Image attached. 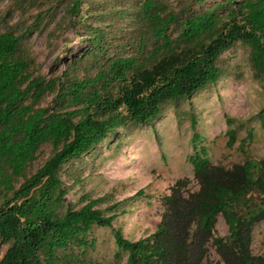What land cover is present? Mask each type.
I'll return each mask as SVG.
<instances>
[{
    "label": "trees",
    "instance_id": "trees-1",
    "mask_svg": "<svg viewBox=\"0 0 264 264\" xmlns=\"http://www.w3.org/2000/svg\"><path fill=\"white\" fill-rule=\"evenodd\" d=\"M58 9L86 48L60 76L38 75L23 40L55 21ZM11 10L20 16L14 25L11 13L0 16V242L7 246L0 264H81L93 227L111 230L116 263L200 264L211 246L225 264H264L250 250L264 222L262 161L228 168L201 149L189 158L197 189L178 180L156 231L137 241L113 228L119 203L102 209L105 198L83 196L80 208L64 207L69 188L61 178L117 130L151 126L216 84L223 56L237 46L264 84V0H14ZM256 118L264 130V105ZM250 121L225 117L227 149ZM252 141L247 128L239 151ZM43 145L52 154L29 175ZM218 216L225 237L216 233Z\"/></svg>",
    "mask_w": 264,
    "mask_h": 264
},
{
    "label": "rangeland",
    "instance_id": "rangeland-1",
    "mask_svg": "<svg viewBox=\"0 0 264 264\" xmlns=\"http://www.w3.org/2000/svg\"><path fill=\"white\" fill-rule=\"evenodd\" d=\"M13 1L0 2V16L11 13L8 17L10 25L20 18L18 12L11 10ZM29 14L30 24L35 12L30 10ZM63 15V10L58 9L55 21L42 31H31L23 40L24 49L35 60L38 75L60 76L69 60L78 57L86 48L83 36L61 21ZM222 61L226 72L216 84L200 91L178 109L167 108L151 126L117 130V135L106 139L97 150L66 165L61 173L63 183L69 188L64 207L80 208L83 196L105 198L100 205L102 209L119 203L113 228L121 229L126 239L137 241L156 231L165 209L163 199L178 180L187 178L190 187L197 189L189 158L200 154L201 149L213 165L229 168L247 160L264 163V130L256 118L264 105V84L253 80L242 46L227 52ZM52 100V96L47 97L44 105L51 106ZM225 117L251 120L248 127L238 133L231 150L226 148ZM247 128L253 129V141L244 147L243 153L238 148ZM194 135L199 136L196 142H193ZM51 154L52 148L43 145L28 174H33ZM140 191L142 194L137 195ZM215 230L219 236H227L228 228L222 216L217 217ZM87 240L92 245L80 255L81 264H125L124 257L115 262L117 249L110 229L93 227ZM6 247L0 242V258ZM250 250L252 255L264 258L263 221L252 232ZM200 264L225 262L209 246Z\"/></svg>",
    "mask_w": 264,
    "mask_h": 264
}]
</instances>
